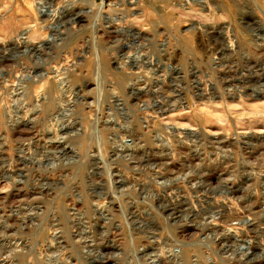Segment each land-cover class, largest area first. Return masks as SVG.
Here are the masks:
<instances>
[{"label": "rangeland", "instance_id": "rangeland-1", "mask_svg": "<svg viewBox=\"0 0 264 264\" xmlns=\"http://www.w3.org/2000/svg\"><path fill=\"white\" fill-rule=\"evenodd\" d=\"M36 1L0 0V264H264V0Z\"/></svg>", "mask_w": 264, "mask_h": 264}, {"label": "bare ground", "instance_id": "bare-ground-1", "mask_svg": "<svg viewBox=\"0 0 264 264\" xmlns=\"http://www.w3.org/2000/svg\"><path fill=\"white\" fill-rule=\"evenodd\" d=\"M37 1H40V0H37ZM36 1V2H37ZM100 2H104V0H100ZM40 3V2H39ZM39 3H38V5H39ZM43 3V2H42ZM42 3H40V5L39 6H37L38 7V10H40V12H42V13H46L47 14V12L45 11L46 9H47V7H46V9H43V8H45L44 7V5L42 4ZM50 12H51V14H53V15H55V12H56V7H54V8H52V9H50ZM56 14H57V12H56ZM116 18V17H115ZM113 19V18H112ZM110 20V19H109ZM27 31H28V28H26V29H23L22 31H20V33L19 34H17L18 36H17V38H16V40H19V38H26L25 37V34L27 33ZM32 80V79H31ZM231 95V94H230ZM264 114V113H263ZM261 118V117H260ZM23 128V127H22ZM140 158V157H139ZM229 206V205H228ZM170 208V207H169ZM248 209H250V208H248ZM206 211V210H205ZM248 211V210H247ZM230 212V211H229ZM195 213V212H194ZM203 213V212H202ZM206 213V212H205ZM253 213V212H252ZM223 214V213H222ZM250 214V213H249ZM221 216V215H220ZM233 215L232 214H227V213H224L223 214V216H221L222 218V220H228V219H231V217H232ZM195 217V216H194ZM213 218V217H212ZM233 218V217H232ZM235 218V217H234ZM233 218V219H234ZM136 221V220H135ZM228 222V221H227ZM231 222H232V220H231ZM117 227V226H116ZM223 237V236H222ZM51 241V240H50ZM245 241V240H244ZM245 244H241L240 245V249H247L248 248V244L250 245V240H246L245 242H244ZM16 246V245H15ZM64 246V245H63ZM1 247V246H0ZM104 249V248H103ZM249 249V248H248ZM247 251V250H246ZM245 251V252H246ZM144 252V251H143ZM89 257V256H88ZM2 260V259H1ZM12 262V261H11ZM6 264V263H5Z\"/></svg>", "mask_w": 264, "mask_h": 264}]
</instances>
